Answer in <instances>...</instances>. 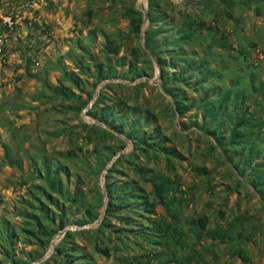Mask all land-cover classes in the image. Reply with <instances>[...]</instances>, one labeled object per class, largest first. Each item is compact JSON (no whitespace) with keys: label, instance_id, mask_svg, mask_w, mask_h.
Segmentation results:
<instances>
[{"label":"rangeland","instance_id":"obj_1","mask_svg":"<svg viewBox=\"0 0 264 264\" xmlns=\"http://www.w3.org/2000/svg\"><path fill=\"white\" fill-rule=\"evenodd\" d=\"M150 1L0 0V264H264V0Z\"/></svg>","mask_w":264,"mask_h":264},{"label":"trees","instance_id":"obj_2","mask_svg":"<svg viewBox=\"0 0 264 264\" xmlns=\"http://www.w3.org/2000/svg\"><path fill=\"white\" fill-rule=\"evenodd\" d=\"M155 4H156V1H154V0H151L150 1V15L153 14V11L155 10V6H156ZM137 12L138 13H141V15L140 14L139 15H135L138 18L134 19L133 21H134V27H135L136 31H139L140 32L141 26H142V23H143V18H142V12H139V11H137ZM152 19H153V17H152ZM148 40L150 41V38H147V41ZM152 51L155 53L156 52V47L152 48ZM144 75H146V76L151 75L152 76V74H150V73H146ZM139 76H143V75L141 74ZM192 76L193 75H191V77ZM145 83H148V82H145ZM200 91L204 92L205 90H200ZM260 91H263V90H260ZM176 94H178L177 97H176V108H177L176 110L178 112L184 114L185 113V107H184L185 106V98L184 97H180L179 96V93H174V95H176ZM236 95H237L236 99L242 101V99H243L242 92H238L237 91ZM186 96H188V95H186ZM228 98H229L228 96H224V97H220L219 96L218 97V100H215V99H211V100L206 99L205 100L206 101V104H205V110H204V116H203L204 122H203V124L201 125L200 128H202V129H204V130H206L208 132H213L214 131L217 134V138L218 139L219 138L221 139V137L223 136V132L221 131V124H220V122H219V124H216L214 126V130L209 129L208 123H209L210 120H212L214 118H217L218 121L221 120V115H222L221 108L225 104L224 103V100H227ZM215 101L221 102V105H220V103L219 104L217 103V105H215L216 104ZM83 106L84 107L88 106V102L87 101L84 102ZM203 108H204V106H203ZM245 119H246V117L244 115V116L241 117V119H235L234 120V126L232 128V131L234 132V138H237L238 137V133H237V132H239V129L238 128L240 126H242V125H245V122H244ZM119 131L121 133H124L123 129H120ZM112 134H114V133H112ZM124 134H126V133H124ZM126 135L129 137L128 134H126ZM243 142H248V140L243 139ZM148 147H150V146H147L146 145L144 148L148 149ZM50 171H51V169H50ZM113 191H114V187H110V185L108 184V193L111 194V192H113ZM113 207H114V200H113V198H110V201H109V204H108V212H106L108 215H112L111 214V211H115V209L113 210ZM98 217H99V214H97L96 218H98ZM103 224L104 223L102 222L100 226H102ZM201 224L203 226H205V223L202 222V221H201ZM141 235H143V234H141Z\"/></svg>","mask_w":264,"mask_h":264},{"label":"water","instance_id":"obj_3","mask_svg":"<svg viewBox=\"0 0 264 264\" xmlns=\"http://www.w3.org/2000/svg\"><path fill=\"white\" fill-rule=\"evenodd\" d=\"M147 15H148V14H147V12H146V17H145V19H147ZM146 79H147V78H146ZM147 80H149V79H147Z\"/></svg>","mask_w":264,"mask_h":264}]
</instances>
